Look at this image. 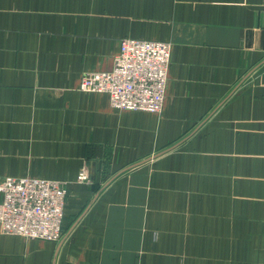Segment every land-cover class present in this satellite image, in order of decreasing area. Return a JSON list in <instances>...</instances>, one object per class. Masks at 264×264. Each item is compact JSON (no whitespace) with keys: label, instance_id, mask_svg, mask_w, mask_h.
<instances>
[{"label":"crops","instance_id":"1","mask_svg":"<svg viewBox=\"0 0 264 264\" xmlns=\"http://www.w3.org/2000/svg\"><path fill=\"white\" fill-rule=\"evenodd\" d=\"M123 38L172 44L162 112L80 91ZM0 177L69 194L0 264H264V0H0Z\"/></svg>","mask_w":264,"mask_h":264},{"label":"built area","instance_id":"2","mask_svg":"<svg viewBox=\"0 0 264 264\" xmlns=\"http://www.w3.org/2000/svg\"><path fill=\"white\" fill-rule=\"evenodd\" d=\"M172 44L124 38L113 66L84 75L80 91L108 95L119 111L160 113L166 98ZM78 179L88 180L83 170ZM0 228L3 234L59 242L64 236L67 191L59 181L0 177Z\"/></svg>","mask_w":264,"mask_h":264},{"label":"rangeland","instance_id":"3","mask_svg":"<svg viewBox=\"0 0 264 264\" xmlns=\"http://www.w3.org/2000/svg\"><path fill=\"white\" fill-rule=\"evenodd\" d=\"M124 39V38H123ZM142 40V39H141ZM121 42V41H120ZM161 42V41H160ZM65 189H66V191H67V195H66V202H67V199H68V196H69V194H68V188L65 186ZM65 206H66V203H65ZM64 221H65V218H64ZM63 231H65V227H63Z\"/></svg>","mask_w":264,"mask_h":264}]
</instances>
